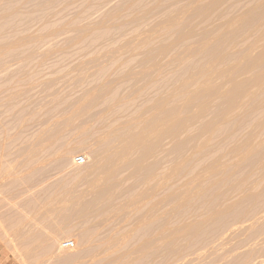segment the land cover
Here are the masks:
<instances>
[{
  "label": "rangeland",
  "instance_id": "rangeland-1",
  "mask_svg": "<svg viewBox=\"0 0 264 264\" xmlns=\"http://www.w3.org/2000/svg\"><path fill=\"white\" fill-rule=\"evenodd\" d=\"M263 32L264 0H0V264H264Z\"/></svg>",
  "mask_w": 264,
  "mask_h": 264
},
{
  "label": "bare ground",
  "instance_id": "bare-ground-1",
  "mask_svg": "<svg viewBox=\"0 0 264 264\" xmlns=\"http://www.w3.org/2000/svg\"><path fill=\"white\" fill-rule=\"evenodd\" d=\"M262 34V38L264 39V32L263 33H261ZM167 124V123H166ZM152 132H154V128H152V127H148V128H146V131L145 132H142V133H140V134H138V137L137 138H135V139H132L130 142H129V146H131V147H137V146H140L141 148H145L146 146L145 145H143V144H146L147 142L148 143H150L149 141H151L152 142V139L151 140H148L149 138H151L150 137V134L152 133ZM161 137V133L158 135V139ZM148 140V141H147ZM153 140H155V139H153ZM146 142V143H145ZM148 143H147V145H148ZM156 143H158L157 141H156ZM156 143H154L155 144V147L156 148H158L157 147V145H156ZM153 144V145H154ZM161 145V143H158V145ZM143 147H142V146ZM151 143H150V146H153ZM159 145V146H160ZM149 145H148V147H146V150L150 147ZM152 148V147H151ZM154 149V148H153ZM153 149H148V150H151L150 151V153H149V151H147V154L149 155V154H151V152L153 151ZM159 149V148H158ZM145 150V149H144ZM143 150V151H144ZM145 150V151H146ZM144 151V152H145ZM126 153H124L123 154V156L125 155ZM146 153L144 154L143 153V155H147ZM98 246H101V245H98ZM87 248H89V249H87ZM86 249H87V251L88 250H91V247L90 246H88ZM98 251V250H97ZM65 252V251H64Z\"/></svg>",
  "mask_w": 264,
  "mask_h": 264
},
{
  "label": "built area",
  "instance_id": "built-area-1",
  "mask_svg": "<svg viewBox=\"0 0 264 264\" xmlns=\"http://www.w3.org/2000/svg\"><path fill=\"white\" fill-rule=\"evenodd\" d=\"M74 164L76 166H84L86 164V159L85 157L83 156H77L75 159H74ZM60 249L61 250H64V251H70V250H73L74 249V243L72 241H63L61 244H60Z\"/></svg>",
  "mask_w": 264,
  "mask_h": 264
}]
</instances>
